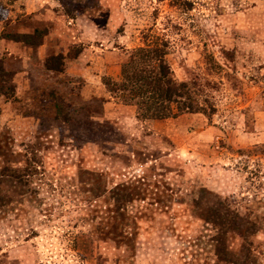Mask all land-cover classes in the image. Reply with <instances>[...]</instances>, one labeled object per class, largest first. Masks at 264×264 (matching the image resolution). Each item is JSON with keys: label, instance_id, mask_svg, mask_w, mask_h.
<instances>
[{"label": "rangeland", "instance_id": "obj_1", "mask_svg": "<svg viewBox=\"0 0 264 264\" xmlns=\"http://www.w3.org/2000/svg\"><path fill=\"white\" fill-rule=\"evenodd\" d=\"M37 29L39 47L9 36ZM162 41L209 114L140 120L108 91ZM0 60L16 87L0 97V264H264L212 215L264 243V0H0ZM136 180L155 203L123 228L113 191Z\"/></svg>", "mask_w": 264, "mask_h": 264}, {"label": "trees", "instance_id": "obj_2", "mask_svg": "<svg viewBox=\"0 0 264 264\" xmlns=\"http://www.w3.org/2000/svg\"><path fill=\"white\" fill-rule=\"evenodd\" d=\"M48 30L41 31L35 30L34 33H18L10 34V38L17 42L25 43L31 47H39L43 44ZM82 50H79V53ZM169 43L166 41L157 42L154 45L139 47L131 52V56L122 66V73L119 79L112 77H104V84L112 96L119 99L126 105L135 106L137 108V116L140 120H166L172 117L180 116L184 113H207V105H204L201 97V85L196 81H178L174 77V72L168 61ZM67 56L64 54L53 55L46 59V68L55 72H64L66 70ZM4 61V60H3ZM0 60V97L5 96L8 99H13L16 96V87L14 85V74L7 70L5 63ZM208 102V101H206ZM215 111V108H211ZM34 167L32 162L27 165L23 173H17L16 177L22 184H26L24 178L36 174L33 171ZM38 168H35L37 170ZM87 174V172H84ZM102 176V174L100 175ZM143 180L146 181L145 178ZM139 180L130 181L117 186L113 191V197L121 209V221L123 228H127L129 224H134L137 228L139 225L140 217L136 214L143 211L144 208L150 209L145 204H153L149 195L150 189H142L137 186ZM28 183V182H27ZM153 199V198H152ZM150 200V201H148ZM144 202L142 205H134L135 203ZM156 203L158 201L156 200ZM159 205V204H158ZM138 206V208H137ZM138 212H134V208ZM145 213V212H144ZM234 214L232 209L227 208L225 214L220 209H215L212 215H215L218 225L222 228L228 222L235 223L233 226L234 231L238 232L239 236L246 238L245 248L251 254L253 250H257L264 245L259 240V228L255 225L256 222H248L241 226L236 227L235 215L231 216L230 221L228 216ZM240 217V215H238ZM234 218V219H233ZM249 223V224H248ZM217 225V226H218ZM127 232L126 229L123 230ZM226 234L222 235L223 239ZM224 261V260H221ZM256 264V262H253Z\"/></svg>", "mask_w": 264, "mask_h": 264}]
</instances>
